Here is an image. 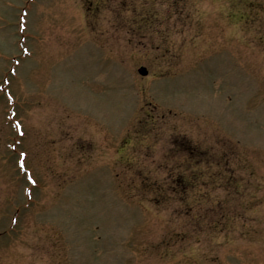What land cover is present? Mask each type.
I'll return each mask as SVG.
<instances>
[{"label": "rangeland", "instance_id": "1", "mask_svg": "<svg viewBox=\"0 0 264 264\" xmlns=\"http://www.w3.org/2000/svg\"><path fill=\"white\" fill-rule=\"evenodd\" d=\"M0 264H264V0H0Z\"/></svg>", "mask_w": 264, "mask_h": 264}, {"label": "trees", "instance_id": "2", "mask_svg": "<svg viewBox=\"0 0 264 264\" xmlns=\"http://www.w3.org/2000/svg\"><path fill=\"white\" fill-rule=\"evenodd\" d=\"M189 153H196V152H193V151H188Z\"/></svg>", "mask_w": 264, "mask_h": 264}, {"label": "water", "instance_id": "3", "mask_svg": "<svg viewBox=\"0 0 264 264\" xmlns=\"http://www.w3.org/2000/svg\"><path fill=\"white\" fill-rule=\"evenodd\" d=\"M143 73H145V72H143Z\"/></svg>", "mask_w": 264, "mask_h": 264}]
</instances>
